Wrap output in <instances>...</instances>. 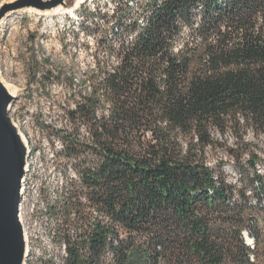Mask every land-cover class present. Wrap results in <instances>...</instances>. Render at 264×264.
Wrapping results in <instances>:
<instances>
[{
  "label": "trees",
  "instance_id": "obj_1",
  "mask_svg": "<svg viewBox=\"0 0 264 264\" xmlns=\"http://www.w3.org/2000/svg\"><path fill=\"white\" fill-rule=\"evenodd\" d=\"M149 8L144 24L98 42L117 64L65 105L71 126L43 124L78 180L39 264H264V177L248 138L264 136V0ZM219 151L245 186L210 162Z\"/></svg>",
  "mask_w": 264,
  "mask_h": 264
},
{
  "label": "rangeland",
  "instance_id": "obj_2",
  "mask_svg": "<svg viewBox=\"0 0 264 264\" xmlns=\"http://www.w3.org/2000/svg\"><path fill=\"white\" fill-rule=\"evenodd\" d=\"M14 1L0 0V9ZM99 5L94 18L101 20L107 18V22L102 28L92 17L88 19V23L95 28L94 30L98 28L102 31L96 34V37H92L94 40L84 38L85 41H82L78 35L74 42H66L65 33L57 37L43 35L41 29L44 18L49 20L55 16L54 14L42 16L26 12L22 15L14 11L8 13L0 23V78L4 85L8 84L11 89L15 90V98L10 107V117L21 131L26 133L27 138H30L32 153L36 156L34 157L36 180L29 182L30 199L27 197L24 209L31 223V232L35 233L33 258L38 256L40 248L41 250L53 249L52 239L58 226L54 210L58 207L63 190L73 178V171L70 167L74 163L58 154L62 150L61 140L57 133L43 129V124L46 123L58 130L66 125L69 128L71 125L66 118L65 105L69 107L68 104H73L76 98V92H84L88 88L87 84L83 83L89 81L90 72L117 64L116 59L112 57L107 63V55L96 54L97 42H100L101 33L103 31L108 33L110 30L111 20L108 16L111 17L112 14V9L107 5ZM61 14L60 12L57 15ZM57 25L55 28L60 29L59 24ZM50 71L55 73L49 80L47 77H50ZM60 73H62L61 77H57ZM71 78H73L72 81ZM226 138L229 144H232L233 136L230 133ZM248 138L256 144L259 143L257 153L261 160L257 163L256 170L264 177V136L260 137L261 142H258L252 134ZM54 152L56 156L53 160L51 154ZM209 160L213 165L223 160L221 171L231 186L240 188L246 185V182L241 180L240 169L227 158L225 152L219 151ZM244 160H248L247 155ZM248 194L251 195L250 189ZM36 222L37 225H35ZM30 262L38 264L36 259Z\"/></svg>",
  "mask_w": 264,
  "mask_h": 264
},
{
  "label": "bare ground",
  "instance_id": "obj_3",
  "mask_svg": "<svg viewBox=\"0 0 264 264\" xmlns=\"http://www.w3.org/2000/svg\"><path fill=\"white\" fill-rule=\"evenodd\" d=\"M163 0H76L75 5L73 7L63 8L58 7L54 9L53 11H38L33 8L29 9H22L17 11L16 13H34L37 15H49L54 14L55 16L51 17L49 20L47 18H44L42 22V29L41 33L43 35H52L54 37H57L58 35L65 33L67 35L66 42H74L80 35L81 38H79L82 41H85L84 38H87V40L93 39L92 37H96V34H100L98 28L94 30L89 23L88 19L93 18L95 22L102 28L106 25V20L104 19H97L94 18V15L96 13L97 6L100 4L107 5L110 9H112L111 17L108 16V19L111 20V26L109 32L106 34L108 38H112L113 33L119 31V25L121 23L126 24L127 26L136 24L137 21H139L140 24H144L146 22V18L150 16L151 9L149 6L156 2H162ZM99 5V6H100ZM156 5V4H155ZM99 8V7H98ZM102 8V7H101ZM103 9V8H102ZM99 10V9H98ZM62 13L61 15H57ZM15 13V14H16ZM100 14V13H99ZM98 14V15H99ZM23 15V14H22ZM57 15V16H56ZM75 15V16H74ZM103 15V13H102ZM40 17V16H39ZM41 20V19H40ZM125 20V22L123 21ZM31 21V20H30ZM109 22V21H108ZM38 24V23H37ZM59 24V28H55V25ZM58 26V25H57ZM97 26V25H96ZM107 27V26H106ZM106 30V28H105ZM115 30V31H114ZM98 31V32H97ZM105 32L101 33L100 35V41L104 38ZM41 34V35H42ZM63 35V36H65ZM61 38V37H60ZM96 39V38H95ZM94 40V39H93ZM98 41V40H97ZM65 42V43H66ZM92 42V41H91ZM86 43V42H85ZM98 43V42H97ZM99 44V43H98ZM64 45V44H63ZM70 45V44H69ZM73 45V44H72ZM75 46V45H74ZM82 46V45H81ZM84 47V46H83ZM82 47V48H83ZM93 47V46H92ZM91 47V51H92ZM86 48V47H85ZM95 48V47H94ZM64 49V48H63ZM65 50V49H64ZM69 50V49H68ZM71 51V50H70ZM78 51V50H77ZM95 51V50H94ZM76 52V51H75ZM63 84V83H62ZM61 84V85H62ZM8 88L9 92L12 94V96L15 97V90L11 89L8 84H5ZM17 125V124H16ZM19 132L22 136V139L24 141V149L26 150V160L24 165V177L21 180V189H20V195H21V201L19 204V219L23 227L24 231V240H25V246H26V253H25V264H32L30 261L33 259H36L37 263L41 261V258L44 256V250H38V256L33 258V250L35 248L34 245L36 243L35 240V233L33 234L31 232V227L29 223V219L27 218V212L25 209V201L27 200V197L29 198L30 194V187L29 182L31 180H34L36 178L34 174V157L35 154L32 153V147L30 145V138L28 139L27 136L21 131L19 126L17 125ZM61 148L63 150V145L61 143ZM60 147H58L59 149ZM50 149V148H49ZM61 150V149H60ZM61 150V151H62ZM30 152H31V158H30ZM38 155V154H37ZM55 152L51 154V157H55ZM30 158V159H29ZM51 162V161H50ZM72 166V165H71ZM70 170L73 171V178L72 180H78V175L73 170L72 167H70ZM38 179V178H37ZM36 180V179H35ZM68 186V184H67ZM66 186V187H67ZM38 190V189H37ZM65 192V191H64ZM33 194V193H32ZM37 195V194H36ZM34 196V195H32ZM33 198V197H32ZM30 199V198H29ZM28 204V203H27ZM26 204V205H27ZM35 204V203H34ZM31 206V205H30ZM27 207V206H26ZM34 210V209H33ZM31 210V211H33ZM29 212V211H28ZM35 213V212H34ZM37 213V212H36ZM31 214V213H30ZM44 217V216H43ZM49 217V216H48ZM37 218V217H36ZM33 222V221H32ZM38 223L36 222L35 225ZM41 225V224H40ZM43 225V224H42ZM34 228V227H33ZM36 229V228H35ZM50 229V227H49ZM35 231V230H34ZM37 231V230H36ZM42 231V230H41ZM37 235V234H36ZM41 235V234H40ZM55 236V235H54ZM42 237V236H41ZM48 237V236H47ZM41 240V239H40ZM41 245V244H40ZM65 245V244H64ZM49 247V246H48ZM43 248V247H42ZM37 250V249H36ZM35 250V251H36ZM61 250V249H60ZM65 250V246H63V253ZM48 254V253H47ZM36 255V254H35ZM62 255V254H61ZM47 256V255H46ZM57 256V255H56ZM63 256V255H62ZM55 257V256H54ZM45 259V258H44ZM55 262L57 264H61L62 259L54 258ZM43 261V260H42Z\"/></svg>",
  "mask_w": 264,
  "mask_h": 264
},
{
  "label": "water",
  "instance_id": "obj_4",
  "mask_svg": "<svg viewBox=\"0 0 264 264\" xmlns=\"http://www.w3.org/2000/svg\"><path fill=\"white\" fill-rule=\"evenodd\" d=\"M76 0H15L0 9V23L10 12L33 8L53 11L70 8ZM14 96L0 78V264H25L24 231L19 219L21 180L26 150L19 129L10 117Z\"/></svg>",
  "mask_w": 264,
  "mask_h": 264
},
{
  "label": "built area",
  "instance_id": "obj_5",
  "mask_svg": "<svg viewBox=\"0 0 264 264\" xmlns=\"http://www.w3.org/2000/svg\"><path fill=\"white\" fill-rule=\"evenodd\" d=\"M59 153H60V152H59ZM59 153H58V154H59ZM52 158H53V160L55 159V157H52Z\"/></svg>",
  "mask_w": 264,
  "mask_h": 264
}]
</instances>
